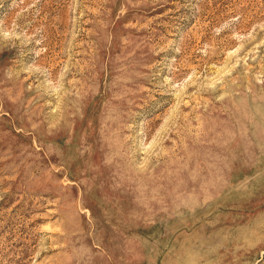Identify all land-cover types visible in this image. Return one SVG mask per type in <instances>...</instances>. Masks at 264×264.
<instances>
[{
    "label": "rangeland",
    "instance_id": "374dc122",
    "mask_svg": "<svg viewBox=\"0 0 264 264\" xmlns=\"http://www.w3.org/2000/svg\"><path fill=\"white\" fill-rule=\"evenodd\" d=\"M0 264H264V0H0Z\"/></svg>",
    "mask_w": 264,
    "mask_h": 264
}]
</instances>
